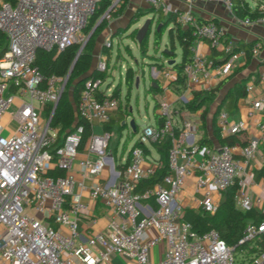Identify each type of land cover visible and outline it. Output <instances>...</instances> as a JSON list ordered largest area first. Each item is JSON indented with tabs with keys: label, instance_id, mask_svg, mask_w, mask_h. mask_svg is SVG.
<instances>
[{
	"label": "built area",
	"instance_id": "obj_1",
	"mask_svg": "<svg viewBox=\"0 0 264 264\" xmlns=\"http://www.w3.org/2000/svg\"><path fill=\"white\" fill-rule=\"evenodd\" d=\"M99 1L0 0V264H117L119 258V264H264V177L257 181L247 168L257 156L264 164L260 152L264 122H258L259 135L245 146L218 143L198 148L197 115L186 117L179 133L175 130V103L184 105L195 92L211 91L247 57L245 49L223 42L224 30L218 23H198L190 15L199 3L223 2L231 11L232 0H180L189 11L178 14L177 22L192 28L194 38L191 62L184 68L185 91L175 101L167 97L174 73L166 68L157 111L163 123L158 127L154 120L146 125L122 158L110 148L113 131H92L82 146V125H73L69 133L51 125L69 74L44 79L34 65L39 50L83 47L88 40L85 28ZM256 22L264 26V18ZM237 23L254 22L237 19ZM201 40L223 54L220 63L196 50ZM103 47L111 50L113 39ZM259 50L254 45L252 55ZM164 64L169 65L168 60ZM107 67L101 60L96 69ZM259 78L264 82V74ZM103 83L89 78L80 94L78 115L91 124H108L122 110L121 99L112 97L114 87ZM257 114H264V91L253 98L248 116ZM216 127L221 137H228L246 130L247 124L232 121L223 108ZM166 140L171 144L166 172L159 182L143 187L163 168L161 158L145 148ZM200 151L203 155L197 158ZM50 170L61 174L50 175ZM101 176L103 183H89ZM191 182L200 193L192 197V209L198 212L216 214L224 195L236 187L235 208L259 214V221L250 220L245 226L241 252L228 246L216 230L197 232L183 221L186 207L180 196ZM255 187L260 192L254 194ZM99 210L107 213L108 222L104 229L93 230ZM162 245L161 258L154 261V250Z\"/></svg>",
	"mask_w": 264,
	"mask_h": 264
},
{
	"label": "trees",
	"instance_id": "obj_2",
	"mask_svg": "<svg viewBox=\"0 0 264 264\" xmlns=\"http://www.w3.org/2000/svg\"><path fill=\"white\" fill-rule=\"evenodd\" d=\"M6 1L11 2L12 0H6ZM113 1L114 0L99 1L94 15L91 17L88 26L85 28V34L87 36H89L92 33L93 28L99 22V20L106 15L110 7L113 5ZM257 1H258L257 3L258 6L256 8H251L247 0H232L231 11L237 19H248L251 22H256L257 20L264 18V9H259L260 5L264 6V0H257ZM111 12H113V9L110 11V13ZM119 12H122V10H119ZM112 15H110V17H112ZM177 15H178L177 13L170 12L165 22H162L163 21L162 16L161 15L159 16L155 25L154 44L159 45V40L168 30V44L170 49L168 50L167 54L163 53L164 58L166 60L168 59V61L170 59L175 60L177 57L176 50L178 48H180L181 50V60L179 62H176L175 60L173 64L171 65L164 64L161 67L162 72L167 68L174 73V78L170 81L168 88L172 94H174L177 97H180L182 96L186 88L184 68L187 64L191 62V54H192L191 47L194 38L192 36V28L182 27L177 22ZM197 21L198 23L205 22L200 20ZM211 22H216V21L212 20ZM161 23H162L161 29L157 30V27ZM107 26H108V19L104 17L99 23L96 30L88 38V40L86 41L83 47H81V45H72L61 51L39 50L37 52L36 60L34 63L35 67H37V69L41 72L44 79H47L51 75L66 76L69 74V72L73 67V70L69 75L66 90L62 94L60 101L55 109L51 125L53 127L61 126L62 127L61 133L71 132L73 130V125H82L84 128V133L82 136V146L87 142V140L92 134V124L78 115L77 106L81 91L85 87V81L87 79L99 78L102 81H105L106 78L105 71H100L93 68L92 60H93V51L96 45V38L101 32L104 31V29ZM136 32L137 30L134 31V33ZM2 41L3 38L2 35H0V44ZM253 45H254L253 43L239 42L235 46V49L236 50L245 49L247 51L246 59L248 60L252 56L251 49ZM144 47L145 48L147 47V40H145L144 43L140 46V50L144 49ZM2 52L3 51L0 52V56L2 55ZM106 52L110 53V50L108 51L106 50ZM220 56H222V53L216 51L215 49H212L209 59L212 60L214 64L220 63L222 61L219 58ZM107 61H108L107 62V66H108L109 57L107 58ZM83 78L86 79L83 80L82 82L77 83L78 80H81ZM135 81H136L135 71H133L132 68H128L125 74V82L127 86L131 88L132 85L135 83ZM225 83L226 81L223 80L211 91L195 92L194 98L191 101L180 106L181 107L180 111L187 110V111L195 112L201 110L208 102L214 101L215 99L214 96L217 95L218 92L222 90ZM71 86H72V93L70 97L68 89ZM120 86L121 84L119 83L117 86L114 87V90L112 91L113 98H120L121 96ZM148 90L155 97V95L159 90V86L155 82V85H150ZM245 95H246L245 88L242 86V84H238L236 87V98L243 97ZM158 105L159 103L156 100L155 108H157ZM225 105L227 106L231 105L230 106L231 108L234 107V106L232 107L231 103H227V99L223 100L220 104H218L217 109L215 111V115L213 117V131L219 144L233 145L236 143V137L235 136L221 137L216 127L217 115L219 111L224 108ZM45 110L47 113H50L51 108L46 107ZM128 113L129 111L126 105V110H124V114L127 115ZM122 114L123 113L120 109L118 116ZM205 115H206V111H204L202 114L203 121L205 119ZM117 118L118 117H115L110 121V123L105 124L104 127L107 131H112V126L109 124L116 121ZM155 122L158 127L161 126L163 123V118L158 113H156ZM181 124L182 123H179V121L175 117V130L177 133H179V131L181 130ZM137 128H138L137 125H135V131L133 130V132L136 133ZM125 145L126 143L124 144V146ZM211 145H212L211 140L207 139L205 135L197 140L198 148H203ZM152 146L157 148L161 152V160L163 163V168H161L160 171H158L154 177L145 180L142 183L143 187H150L154 183L159 182L162 174H164L167 169L168 151L171 146L170 141L166 140L163 143L155 142L152 144ZM145 150L149 152L147 148H145ZM124 151H125V147L123 148L122 155L124 154ZM49 174L56 175V174H61V172L59 170H50ZM263 177H264V167L258 172V178L260 179ZM235 192H236V187H233L230 190H228V192L224 195V199L222 200L220 208L216 214L207 215L195 211L193 209H185V212L183 214V221L190 223L193 229L197 232H205L211 229L216 230L219 233L220 238L228 246L232 248H236L237 252L239 251L241 252L245 248V246L239 244V242L243 237V232L247 222L250 220L259 221L260 216L255 211L247 214L238 211L234 206V200H233Z\"/></svg>",
	"mask_w": 264,
	"mask_h": 264
},
{
	"label": "crops",
	"instance_id": "obj_3",
	"mask_svg": "<svg viewBox=\"0 0 264 264\" xmlns=\"http://www.w3.org/2000/svg\"><path fill=\"white\" fill-rule=\"evenodd\" d=\"M153 1L155 2V0ZM251 1L254 4H252ZM251 1L249 2L247 0L250 7L253 8L258 3V1L257 0H251ZM158 2L162 5H165V9L171 7L172 9L171 12L173 13H177L181 15L189 11V7L180 0H158ZM210 4L212 3H199L194 5L190 10V15H192L193 17H195L197 20L200 21H205V22L212 20L216 21V23H218L224 30V34H223L224 43L226 42L233 43L235 46L239 42L253 43L254 45L256 44L259 45L260 50L256 55H252L251 58L248 60L246 58L240 59L232 76V80H231L232 89L230 92V96H228L227 93H225L221 99L219 98L216 100L214 99L213 102L212 101L208 102L201 110L195 112H191L187 110L180 111L181 108L180 106L182 104L176 102L175 105L177 106V111L175 117L179 121V123H182V121L186 117L194 118L196 115L197 117L199 116L201 120V125L197 138L200 139L205 135L207 139L211 140L212 145H216L218 144V141L213 131V124H212L213 117L215 115V111L217 109L218 104H220L223 100L227 99V103H231L232 107L234 106L233 108L230 107L231 105L224 106V109H226L230 114V119L235 122L244 121L247 124V129L235 136L236 143L245 146L249 143V141L252 138L257 137L259 135L258 130L256 128L258 122L260 121L264 122V114L261 115L257 114L252 118L248 116L250 108L252 106L253 98L258 97L264 91V82H260V78H259L261 74H264V26L258 22H254L249 26H241L237 23V18L233 15L232 11H230L223 2H216L215 5H210ZM144 6L148 8H152L151 5L148 4V1H145L144 3L134 2L129 5L127 11L134 13L137 9L143 8ZM153 9L157 10L159 9V7L156 8L153 7L152 11ZM155 15L156 14L154 13L153 17ZM109 31H110V38L113 39L115 37L114 35L115 33L112 32L111 29ZM195 48L198 52L203 53L208 57L211 55V49L209 47L208 41L206 40H201L197 42ZM108 57H109L108 54L106 55L105 53L99 51L96 59L98 58L100 60L108 62L107 61ZM219 58L220 60H222L223 54ZM151 71H152V75L154 76L153 78L155 79L154 81H152L151 85H155V82L158 84L159 90L155 95V97L158 96L160 98V94L162 93V86L165 84V79L163 77L162 71L156 72L155 69H151ZM238 84H242V86L245 88L246 95L243 97L236 98V87ZM109 86L110 85H107V88ZM249 87H251L252 90H249ZM167 97L171 101H175L177 99V96H175L172 93L167 94ZM204 111H206V115L203 121L202 114ZM118 114L119 111L113 115L112 119L118 117ZM92 125H93L92 131H94L95 133H100L101 131L106 130L104 127L105 125L99 124L98 122H94L92 123ZM203 127H205V129ZM147 149L149 153L152 154L153 157L161 158V152L157 148L150 145L147 147ZM260 150H261L260 151L261 154H263L264 146H262ZM123 156L124 155L121 154L119 158H122ZM263 167L264 164L262 163L260 156H257V158L253 160L251 164L248 165L247 168L249 171H251L254 174V178L257 181H259L261 178L260 179L258 178V172ZM104 179L105 177L101 176L95 179H90L89 183H93V184L103 183ZM253 191L255 192L254 194L260 192L257 187L253 188ZM199 195L200 193L194 191L193 183L191 182L184 189L182 195L180 196V200L184 204L186 209H192V205H193L192 197L193 196L198 197ZM84 200H88L87 195L84 196ZM261 210L262 209H259L258 211L262 212ZM99 212L101 217L99 218L98 223L92 226L93 230L104 229L108 222L109 217L107 213L101 210H99ZM83 226H85V224ZM84 228L85 227H83V229ZM91 230L89 229L88 232ZM164 248L165 246L162 245L154 250V261L160 260L161 258L160 254ZM120 261H121L120 258L117 259V264H119Z\"/></svg>",
	"mask_w": 264,
	"mask_h": 264
},
{
	"label": "rangeland",
	"instance_id": "obj_4",
	"mask_svg": "<svg viewBox=\"0 0 264 264\" xmlns=\"http://www.w3.org/2000/svg\"><path fill=\"white\" fill-rule=\"evenodd\" d=\"M145 1H148V4L151 5L152 8L159 7L157 10L153 9L156 14L154 17L152 8L146 6L137 9L134 13L127 11L131 3H144ZM248 1L250 2L251 0ZM251 3L254 4L252 1ZM113 4V12L106 16L108 19V26L96 38L92 65L94 68L99 65L101 60L98 58L96 59L99 51L106 55L108 54L109 65L105 71L106 78L103 86L106 87L107 84H109L115 87L119 83L121 84L120 99L122 103L121 111L123 114L119 115L116 121L111 123L114 134L110 142V148L113 150L115 156L119 158L123 152V148L125 147L123 154L125 156L134 146L142 129L146 125L153 123L155 120L157 109L159 107L158 105V107L155 108V104L156 100L159 102V97H154L148 90L152 81L155 80L151 69H155L156 72L162 71L161 67L166 60L163 56V51L165 48L170 49L168 44V30L159 40V45L154 44L155 25L159 15L162 16V22H165L169 12L164 11L165 5H162L157 1L154 2L153 0H114ZM210 5H215V2H212ZM119 10H122V12H119ZM110 15H112V17H110ZM148 19H152L153 22L151 33L147 39V47L140 50V47L136 42L137 32L134 33V31L138 30ZM160 25H162V23ZM110 29L115 33V37L113 38V48L110 50V53H108L106 50L108 51L109 49L103 47V44L110 38ZM176 56L175 60L176 62H179L181 60L180 48L176 50ZM128 68H132V70L135 71L136 79L139 78L138 86H136V83H134L131 88L127 86L125 82V74ZM232 76L233 74L225 79L226 83L222 90L214 96L215 100L218 98L221 99L225 93L230 95L232 89ZM68 91L69 96L71 97L72 86L69 87ZM126 105L129 112L131 109V113H128L127 115L124 114ZM131 121H134L137 125V133L133 132V134H131ZM123 124H125L124 127H122ZM203 128L205 129V127ZM7 134L8 132L6 131L3 135L7 136ZM125 143L126 145L124 146ZM202 155L203 151H200L196 157L201 158Z\"/></svg>",
	"mask_w": 264,
	"mask_h": 264
},
{
	"label": "water",
	"instance_id": "obj_5",
	"mask_svg": "<svg viewBox=\"0 0 264 264\" xmlns=\"http://www.w3.org/2000/svg\"><path fill=\"white\" fill-rule=\"evenodd\" d=\"M113 7H114V4L110 7V9L108 10V12L106 13V15L104 16V17H106L109 13H110V11L113 9ZM104 17H102L100 20H99V22L95 25V27L93 28V31H92V33L96 30V28L98 27V25H99V23L101 22V20L104 18ZM152 24H153V22H152V19H148V20H146L145 21V23L137 30V34H136V42L138 43V45H139V47L144 43V41L145 40H147L148 39V37H149V35H150V33H151V27H152ZM161 27H162V25H159L158 27H157V30H160L161 29ZM170 29V28H169ZM91 33V34H92ZM91 34L88 36V38L91 36ZM81 50H82V48H81ZM80 50V51H81ZM168 50L169 49H164V51H163V53H168ZM76 60H77V58H76ZM224 61V60H223ZM76 62V61H75ZM175 62V60H173V59H170L169 61H168V64L169 65H171V64H173ZM74 66V65H73ZM72 70H73V67H72V69H71V71L69 72V75L71 74V72H72ZM86 78H83V79H81V80H78L77 81V83H79V82H82L83 80H85ZM138 82H139V78H137L136 79V86H138ZM130 113H131V109H130ZM123 126H124V124H123ZM130 126H131V128L135 131V122L134 121H131V123H130ZM135 133V132H134Z\"/></svg>",
	"mask_w": 264,
	"mask_h": 264
}]
</instances>
